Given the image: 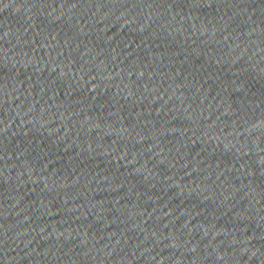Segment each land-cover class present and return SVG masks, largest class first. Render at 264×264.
<instances>
[{
	"label": "water",
	"instance_id": "1",
	"mask_svg": "<svg viewBox=\"0 0 264 264\" xmlns=\"http://www.w3.org/2000/svg\"><path fill=\"white\" fill-rule=\"evenodd\" d=\"M0 264H264V0H0Z\"/></svg>",
	"mask_w": 264,
	"mask_h": 264
}]
</instances>
